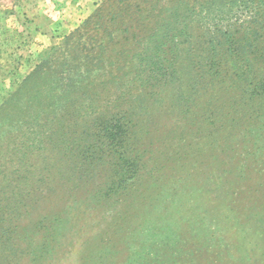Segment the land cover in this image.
<instances>
[{"label":"rangeland","instance_id":"obj_1","mask_svg":"<svg viewBox=\"0 0 264 264\" xmlns=\"http://www.w3.org/2000/svg\"><path fill=\"white\" fill-rule=\"evenodd\" d=\"M179 1L196 11L172 21ZM204 1L0 0V264H264V54L227 58L247 74L231 84L209 69L235 47L234 29L249 48L263 0L223 20L224 5L199 13ZM165 17L190 33L169 82L131 68ZM48 57L45 70L70 77L64 99L18 128L11 116L34 90L21 98V85ZM195 79L197 93L183 95ZM62 133L68 149L53 144Z\"/></svg>","mask_w":264,"mask_h":264},{"label":"trees","instance_id":"obj_2","mask_svg":"<svg viewBox=\"0 0 264 264\" xmlns=\"http://www.w3.org/2000/svg\"><path fill=\"white\" fill-rule=\"evenodd\" d=\"M232 1L233 3H229ZM255 0H205L203 4L200 5L197 11L202 14L204 8L206 7L207 12L215 11L213 8L216 7V10L219 11L223 5L225 8H223L222 15L220 16L221 20L228 18L225 15H229L232 12V17L233 18H238L240 17L239 11L242 9H250L251 5L249 2L252 4ZM236 2L241 3L243 6H238L236 10H234V6ZM123 5L122 7H124ZM255 8H257L260 11L259 13H256L258 16V19L263 20L264 19V0L262 3H259ZM128 9V7H127ZM173 9V10H172ZM228 9V10H226ZM189 11V12H195L196 8L194 5L188 4L184 1H179L176 4L173 5L171 10L169 9L168 11H171L173 13H176V17L172 21H177L178 17H180L179 12L180 11ZM220 11V12H221ZM113 16V15H112ZM107 17V15H104L102 9L100 8L98 11H96L90 19L94 22V24L100 23V20H104ZM202 18L205 16H201ZM184 19H187V16H184ZM253 21L251 20V26L249 30H252L249 32L252 36L250 40L247 42L250 44L249 48H246L243 46V36L247 32H244L243 36L240 35V31L238 29H234V32H230V37L233 40V44H235V47L237 45H241V47L238 48H229L227 49L226 47L224 48L223 54L220 58V60L216 63V67H209V69H213V76L218 77L220 74L221 76L225 74V77L227 75L231 76V82H237L241 78L246 76V69L243 70L237 66L241 65L238 64L237 61L232 64L227 63V58L229 57H234L235 60H239L242 58L243 55L250 52V54L254 53L255 50L260 51L262 54H264V21L263 22H258L255 18H252ZM172 21H169V19L162 18L161 21L159 22L157 28L149 34V36L145 39L146 44H142V50L139 51V53L136 56V63L135 65L131 66L133 70L137 69L139 71V74H149V76H154L156 79H161L165 80V82H169L171 80H174L175 75H176V66H175V61L176 58H178L179 52H180V46L182 43L187 41L188 36H190L189 33V27L186 23H173ZM186 21V20H185ZM203 23H207L208 20L204 18V20H200ZM89 25V20L86 21V23L83 25L84 29ZM259 27H258V26ZM166 40V41H165ZM170 43V47L168 49L163 48L166 44ZM253 49V50H252ZM242 55V56H241ZM243 58L246 59V56H243ZM52 60L51 57H48L44 59L40 64H38L33 72H31L28 76H26L23 85H21V90L18 93V96L21 98L23 97L24 93H28L30 90L34 89L32 94H29L28 99L26 100V107L17 112V114L12 115L11 118L14 119L13 121L19 123V117L21 120V123L18 124V128H21V126L24 123H27L25 121L27 116H30V120L34 122L35 120V114L39 111H44L48 112V109L43 108V106L47 105L50 106L54 99H64L63 94L57 96V91L59 88L64 90V86L68 84L64 80L67 81V78H60L56 73L51 74V70H45V67H43L46 63L50 62ZM61 66V65H60ZM138 66V68H136ZM224 67V68H223ZM52 68V66H51ZM54 69L57 67H53ZM172 68V70H171ZM207 69V71L209 70ZM86 72L92 71L91 67H87ZM206 71V69H204ZM228 71V72H226ZM80 76H84L85 72H78L77 73ZM41 76H44L43 83L37 84L35 79L40 78ZM160 76V77H159ZM35 78V79H34ZM80 79H83L81 77ZM190 81V80H189ZM198 81V79L194 80L192 83L191 87H184L183 90V95L186 91L188 95H191L190 97H193L196 93L197 90H195V84L194 82ZM201 81V80H200ZM84 82V81H83ZM81 82V83H83ZM216 79L211 82V84H215ZM64 83H66L64 85ZM90 85V84H89ZM88 83H83L80 88L82 90L85 89V92L87 91L86 88H89ZM43 86V89H42ZM87 88V89H88ZM264 89V84L257 83L255 86V89ZM221 88L217 90V93H220ZM214 92V90H213ZM88 97V95H87ZM17 98V97H16ZM14 98V99H16ZM13 99V100H14ZM20 100V98L18 97ZM16 101V100H15ZM216 107H210L208 106L206 111H215ZM51 112V111H49ZM11 119V120H12ZM13 121H9L8 126H4L5 128L3 132L6 129H10L11 131L12 125L14 124ZM25 121V122H24ZM8 123V122H7ZM113 126H115V131L112 133L111 139L112 142L115 146H119L124 142L125 136L124 133L128 130H125V126H127V122L124 121L123 119L121 120H112L111 123ZM41 128H37V130L34 131L31 130V126H29L25 134L30 133L27 137L28 139L25 140V143H29L28 148L23 153V157L27 156L29 153L32 152V148H34L37 145V141L41 140L44 137V132L42 128L44 127L41 123L39 124ZM17 128V127H16ZM2 132V133H3ZM34 135V137L32 136ZM51 136V134L49 135ZM18 136H16L17 138ZM59 138V139H58ZM58 138H54V146L55 147H62L63 149H68V142L69 139L65 137V133H62ZM29 141V142H28ZM34 142V143H32ZM23 199L25 198L24 196H21ZM5 233H3V236ZM6 240V237L5 239Z\"/></svg>","mask_w":264,"mask_h":264},{"label":"crops","instance_id":"obj_3","mask_svg":"<svg viewBox=\"0 0 264 264\" xmlns=\"http://www.w3.org/2000/svg\"><path fill=\"white\" fill-rule=\"evenodd\" d=\"M86 1H88V0H86Z\"/></svg>","mask_w":264,"mask_h":264}]
</instances>
